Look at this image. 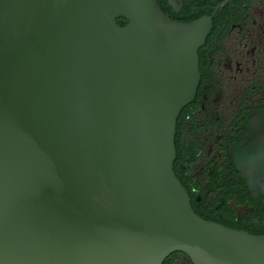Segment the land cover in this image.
Masks as SVG:
<instances>
[{
    "label": "water",
    "instance_id": "1",
    "mask_svg": "<svg viewBox=\"0 0 264 264\" xmlns=\"http://www.w3.org/2000/svg\"><path fill=\"white\" fill-rule=\"evenodd\" d=\"M211 26L158 0H0V264H264V235L197 215L174 170Z\"/></svg>",
    "mask_w": 264,
    "mask_h": 264
},
{
    "label": "flooded vegetation",
    "instance_id": "2",
    "mask_svg": "<svg viewBox=\"0 0 264 264\" xmlns=\"http://www.w3.org/2000/svg\"><path fill=\"white\" fill-rule=\"evenodd\" d=\"M174 3L166 0L170 17L191 5L194 20H212L195 98L177 119L174 167L185 184L176 176L200 214L264 235V0ZM168 258L192 264L181 252Z\"/></svg>",
    "mask_w": 264,
    "mask_h": 264
},
{
    "label": "trees",
    "instance_id": "3",
    "mask_svg": "<svg viewBox=\"0 0 264 264\" xmlns=\"http://www.w3.org/2000/svg\"><path fill=\"white\" fill-rule=\"evenodd\" d=\"M158 2L160 4L161 8L163 9V11L166 13L167 12L165 9L166 0H158ZM187 8H188L187 12L184 14V16H182L180 18H175V17L171 16V18L175 21H178V22H184V23L191 22L192 20H194L195 16L192 14L191 5H187ZM118 23L120 26H124V25H126L127 21L124 19H118ZM174 169H175V172H176L178 178L182 181L183 184H185L184 180L178 174L179 170H178V167L176 166V164H175ZM192 205H193V203H192ZM193 209L196 212V214L201 216L203 219L208 220V221H212L209 218L200 214L194 205H193ZM163 264H173V260L170 258H167Z\"/></svg>",
    "mask_w": 264,
    "mask_h": 264
}]
</instances>
